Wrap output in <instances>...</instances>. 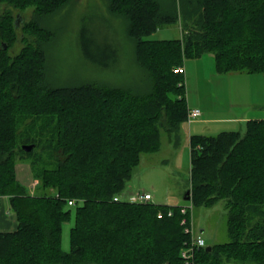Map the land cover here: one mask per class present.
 <instances>
[{"label":"trees","instance_id":"16d2710c","mask_svg":"<svg viewBox=\"0 0 264 264\" xmlns=\"http://www.w3.org/2000/svg\"><path fill=\"white\" fill-rule=\"evenodd\" d=\"M67 1L0 0V195L16 219L14 230L0 233V264H184L190 236L181 204L122 193L141 155L159 149L161 131L187 121L185 60L212 53L219 73L264 72V0H106L126 19L142 88L47 80L43 44L52 31L38 17ZM29 7L16 26L13 10ZM174 23L179 36L148 37ZM35 123L41 130L33 134ZM188 142L184 201L193 208L222 201L228 235L195 249L194 261L264 264V120H247L243 132L191 134ZM35 147L49 167L30 192L15 165ZM72 209L65 251L61 228Z\"/></svg>","mask_w":264,"mask_h":264},{"label":"rangeland","instance_id":"374dc122","mask_svg":"<svg viewBox=\"0 0 264 264\" xmlns=\"http://www.w3.org/2000/svg\"><path fill=\"white\" fill-rule=\"evenodd\" d=\"M30 12L31 7L22 13L13 10L14 15L21 14V19H28ZM38 22L52 31L49 40L43 44L49 82L71 85L94 81L99 84L140 88L145 85L144 73L134 58V42L126 32V19L109 12L106 0H68L55 13L38 17ZM180 30L179 23H174L154 31L148 37L173 38L180 35ZM21 45L17 44L11 51L16 52ZM201 68L205 70V66ZM192 74H196L194 68ZM201 78V75H197L193 77V82L199 83ZM185 126L183 122L172 132L161 131L159 149L141 155L127 181L126 190L134 193L148 191L154 202L167 205L191 204L190 201H184L183 197L189 178V146L186 130L182 128H186ZM31 127L35 129L33 134L36 130H41L39 123ZM237 129L238 127L235 128ZM238 130L243 132L244 128ZM38 153L39 149L35 147L24 161L32 179L26 182L18 178L30 192L43 168L49 167L45 155L43 160L35 157ZM190 218L194 231L199 233L202 230L201 235L206 245L228 240L222 201L212 207L192 206ZM72 224L73 209L71 217L62 223L61 228V248L65 251L69 250V228ZM224 264L243 263L227 261Z\"/></svg>","mask_w":264,"mask_h":264},{"label":"crops","instance_id":"0c3cea01","mask_svg":"<svg viewBox=\"0 0 264 264\" xmlns=\"http://www.w3.org/2000/svg\"><path fill=\"white\" fill-rule=\"evenodd\" d=\"M204 66L205 70H202ZM193 68L196 70L195 75L192 74ZM183 70L187 105L200 110L198 117L186 121V128L182 127L186 130L187 141L191 134H214L237 127L241 129L247 120H264V72L219 73L215 70L212 53L185 60ZM197 75H201L202 80L194 83L193 77ZM15 171L17 179L22 178L26 182L32 179L28 165L24 162H18ZM139 192L148 191L134 193L125 189L122 197L129 198ZM15 226L16 219L8 197L0 195V233L12 231Z\"/></svg>","mask_w":264,"mask_h":264},{"label":"built area","instance_id":"2783aa9c","mask_svg":"<svg viewBox=\"0 0 264 264\" xmlns=\"http://www.w3.org/2000/svg\"><path fill=\"white\" fill-rule=\"evenodd\" d=\"M179 69H181V67H179ZM199 115H200L199 108L188 107L186 120L187 122H190L191 120L198 117ZM113 199L117 200L118 197L114 196ZM127 199L129 201H134V200L153 201L152 194L150 192H139L135 194L134 196L129 197ZM67 203L69 205L74 204V200L73 199L68 200ZM191 208H192L191 204H181L180 206V210L184 214L180 220V223L183 224L184 231L187 232L190 236L188 243L180 251V255L182 257L184 264H198L197 262L194 261V258H193L195 249L205 246V240L203 236L200 233L195 232L193 229V224L190 218ZM186 213H188L187 216H186ZM161 214H162L161 211L158 210L157 216H161ZM170 214H171V211L168 210L167 215H170Z\"/></svg>","mask_w":264,"mask_h":264},{"label":"water","instance_id":"95a60500","mask_svg":"<svg viewBox=\"0 0 264 264\" xmlns=\"http://www.w3.org/2000/svg\"><path fill=\"white\" fill-rule=\"evenodd\" d=\"M20 19H21V16L19 13H17L15 16V20H14L16 26L19 24ZM32 146H33V144H25V145H22V148L24 150H30ZM189 198H190V191L186 190V195H185L184 199H189ZM205 248L210 249V245H206Z\"/></svg>","mask_w":264,"mask_h":264}]
</instances>
